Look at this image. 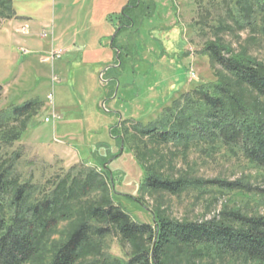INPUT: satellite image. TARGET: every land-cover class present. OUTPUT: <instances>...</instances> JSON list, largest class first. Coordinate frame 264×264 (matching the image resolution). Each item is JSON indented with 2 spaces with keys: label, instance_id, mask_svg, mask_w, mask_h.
<instances>
[{
  "label": "rangeland",
  "instance_id": "obj_1",
  "mask_svg": "<svg viewBox=\"0 0 264 264\" xmlns=\"http://www.w3.org/2000/svg\"><path fill=\"white\" fill-rule=\"evenodd\" d=\"M140 1L133 7V0H12L20 16L0 17V133L24 129L12 144L0 139V161L19 154L18 176L31 181L39 193L50 191L70 167L100 173L101 162L107 161L115 175L113 189L142 202L137 207L122 200L138 222L150 223L153 210L178 221L218 217L224 205L264 213L258 168L239 151L208 141H193L186 149L157 146L136 133L135 138L128 134L134 133L132 125L137 122L150 126L161 108L192 86L226 78L206 52L209 43L218 41L231 53H246L264 63V39L256 29L233 23L220 0ZM120 21L123 26L113 39ZM26 24L28 33L18 31ZM12 26L18 32L13 34ZM9 28V37L13 36L7 39L2 31ZM51 47L61 50L52 63L45 59ZM190 69L194 76L188 80ZM27 101L35 103L25 113L31 114L29 120L27 115L14 120L9 114L2 116ZM52 109L59 118L46 122ZM152 147L159 149L148 154ZM135 153L142 155L145 169L157 170L163 177L240 180L254 190L228 191L205 184L178 194L150 192L140 188L144 174ZM63 228L65 222L53 238ZM105 250L125 258L131 247L111 235ZM195 264L253 263L206 257Z\"/></svg>",
  "mask_w": 264,
  "mask_h": 264
},
{
  "label": "trees",
  "instance_id": "obj_2",
  "mask_svg": "<svg viewBox=\"0 0 264 264\" xmlns=\"http://www.w3.org/2000/svg\"><path fill=\"white\" fill-rule=\"evenodd\" d=\"M220 2L233 23L256 29L264 39V0ZM141 4L133 0L131 6ZM125 8L120 15L124 16ZM16 16L12 0H0V17ZM119 26L115 36L123 26L121 21ZM229 51L218 41L206 48L227 74L224 80L192 86L161 108L150 126L137 122L132 125L134 133L128 134L135 138L136 133L157 146L172 144L186 149L193 141H208L239 151L258 168L263 184L258 191L264 197V63L246 53ZM34 104L14 105L2 116L9 114L14 120L27 115L29 120L31 114L25 113ZM23 129L1 131L0 139L12 144ZM124 130L126 133L127 128ZM158 149L152 147L147 152ZM138 155L133 157L144 174L140 188L150 192L178 194L205 184L228 191L254 190L240 180L163 177L157 170L145 169ZM18 157L12 153L0 161V264H180L184 259L185 264H195L206 257L264 264V213L249 214L224 205L218 217L178 221L153 210L150 223L138 222L122 200L137 207L142 202L113 189L115 175L107 161L101 162L100 173L94 168L70 167L50 191L39 193L31 181L18 176ZM61 222L66 228L55 239ZM111 235L130 244L131 252L125 258L105 250Z\"/></svg>",
  "mask_w": 264,
  "mask_h": 264
},
{
  "label": "built area",
  "instance_id": "obj_3",
  "mask_svg": "<svg viewBox=\"0 0 264 264\" xmlns=\"http://www.w3.org/2000/svg\"><path fill=\"white\" fill-rule=\"evenodd\" d=\"M18 31H21V33H25L26 34V33L29 32V27L27 25H22V27L20 29H18ZM41 36L45 37L46 33L43 32L41 34ZM60 54H61V50H55V49H53L51 47L50 50H48V55L46 56L45 59L52 63L54 60H56L58 57H60ZM193 76H194V72H193V70L190 69L189 72H188V80H191L193 78ZM56 79H57V75L54 72H52L51 80L55 81ZM48 97L51 100L52 99V93H50L48 95ZM58 118H59V115H57L56 112L53 111V109H52L51 116H46L44 120L46 122H49L50 120L54 122Z\"/></svg>",
  "mask_w": 264,
  "mask_h": 264
},
{
  "label": "crops",
  "instance_id": "obj_4",
  "mask_svg": "<svg viewBox=\"0 0 264 264\" xmlns=\"http://www.w3.org/2000/svg\"><path fill=\"white\" fill-rule=\"evenodd\" d=\"M17 15L20 16V14H17ZM21 22H24V21H21ZM21 22H20V24H21ZM25 23H26V22H25ZM20 24H18V25H20ZM18 25H17V26H18ZM26 25L29 27V24H26ZM33 25H34V24H33ZM35 25H39V24H36V23H35ZM12 27H13V26H12ZM11 30H14L13 34L16 33V32H18V31H17V28H16L15 26H14ZM9 31H10V28H9V30H8V29H5V30L2 31V32H3L2 34H4L5 37H6L7 39L12 38V36H13V34H12V36L9 37V33H8ZM11 32H12V31H11ZM108 56H109V55H108ZM99 75H100V74H99Z\"/></svg>",
  "mask_w": 264,
  "mask_h": 264
},
{
  "label": "water",
  "instance_id": "obj_5",
  "mask_svg": "<svg viewBox=\"0 0 264 264\" xmlns=\"http://www.w3.org/2000/svg\"><path fill=\"white\" fill-rule=\"evenodd\" d=\"M116 34V33H115ZM115 34L112 36V38L115 36Z\"/></svg>",
  "mask_w": 264,
  "mask_h": 264
}]
</instances>
